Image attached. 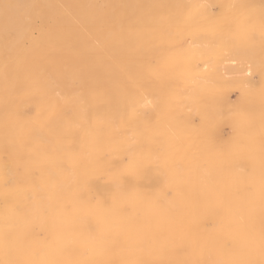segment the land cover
I'll return each mask as SVG.
<instances>
[{
    "label": "bare ground",
    "instance_id": "bare-ground-1",
    "mask_svg": "<svg viewBox=\"0 0 264 264\" xmlns=\"http://www.w3.org/2000/svg\"><path fill=\"white\" fill-rule=\"evenodd\" d=\"M44 1L46 2V4L44 7H42L40 13L45 16V21L48 23V25H51V23H49V22H52V23H56V24L58 23L59 26L61 25L60 27H63L64 26L63 24L67 23V17L64 14V12L58 11V7H57L58 4L56 5L54 3V0H44ZM57 1L70 4L71 5L70 8H72V10L77 12V14L79 16L76 13L75 14L78 17L82 18L83 19L82 21H85V22H91L92 21V22H94V24L96 22V24H99V25H104L106 23L108 17L110 19L111 13H113L114 11L118 12L121 10V6L119 3L120 1L118 2L119 3L118 5L120 7L110 6L108 8H105L104 7L105 5H103L101 1H95L94 2V0H93V2H87V0H84L87 3L83 2V0H80V1H78V0H57ZM132 1L135 2V4H136V9H135L137 12L136 17H134L135 15L133 16L134 18L133 17L130 18L129 17L130 15L124 16L125 17L124 21H127V23H126L127 26L123 30H121L119 28L120 31L118 30V36H117L118 40L115 42L112 41V42L108 43L107 47L109 49L113 50L114 52H117L121 49H125L126 51H130L129 54L133 53L132 54V55H134L133 57H135V59L137 61H139V62L136 61L135 63H138V64L142 63L144 65V67H142V69H144V71L148 72V70H149L151 72H154V74H156V75L158 74L157 77L159 76L160 72L161 73L162 72H164V73H175L176 71H179V70H177V67L180 66L179 64L183 61L184 56H185L183 48L187 43L189 44V42H190L189 40H188L189 42L187 40H185V42H183L182 38H181V36L185 34V31L183 34V30L185 28L186 22H188L189 27H192V28L196 27L198 24L197 15H195L191 10L188 9L189 3H187V1H185V0H146L145 2H143L142 0H132ZM128 2H129V0H128ZM34 4L35 3L33 0H0V35H3L5 38V34H6L7 30L10 28L15 27L18 30L23 29L24 26H23V22H21V19L23 16L25 18L29 16L30 10L32 8L34 9V6H35ZM126 4H127V1H126ZM130 4H129V6H130ZM116 5H117V3H116ZM72 10H70V11H72ZM118 13H117V15H118ZM121 13L124 14L123 12H121ZM115 15H114V18H115ZM30 16L32 18L34 17L33 15H30ZM116 17L119 18V16H116ZM70 18H71V16H70ZM137 18H138V20H136ZM28 20H30V19H28ZM115 20H117V19H115ZM26 22L27 21H25V23ZM31 22H32V20L30 21V23ZM118 22H120V21H118ZM72 24H71V26H73ZM109 24H110V22H109ZM27 25H29V24H27ZM52 25H54V24H52ZM30 26H31V24H30ZM55 26H58V25H55ZM79 26L75 27L76 31H77V28H79ZM92 26H94V25H92ZM49 28H51V27H49ZM49 28L42 30L41 34H39L40 39L37 38L38 40H37L36 44H38L40 54L47 53V52L50 54L52 52V51L50 52V50H52L51 47L54 44L58 43V44L63 45V47L61 45H59V46H61L64 50H71V52L75 51V53H76L75 59H77V62L82 61L88 67H92L91 70L93 72L94 77L91 76L93 78L92 79L89 78L90 79L89 84H95L94 79H96V77H99L101 74L104 75V78H107V79L112 78L114 73L111 71L110 67L106 66L108 64L104 65L105 64L104 60H103L104 54L102 55L103 51H102V53H100V50L98 51V50L91 49L89 47V44H88L89 41L87 42L85 39H83V37H81L83 34L79 35L80 33L78 34L76 31L75 32L72 31L74 29L68 30V28H67V30H64V29H61L59 27H56V29L55 28L49 29ZM72 28H74V27H72ZM14 29H11V30L14 31ZM90 29L92 30V28H90ZM113 29H112V31H113ZM189 29H191V28H189ZM109 31H111V30H109ZM82 32H83V30H82ZM98 32H100V30L97 31V33ZM16 33H18V32H16ZM88 33H90V32H88ZM115 33H117V32H115ZM108 34H109V32L107 33V35ZM40 35H41V37H40ZM86 35L88 36L89 34H86ZM101 37H102V34H101ZM183 38H184V36H183ZM17 39H19V38H17ZM86 39H89V38H86ZM91 39H93V37ZM249 39H251V37H249ZM30 41H31V39H30ZM94 41H97V40H94ZM6 42H7V40H6ZM31 43H33V41ZM250 43H251V41H250ZM99 44H101V43H99ZM259 44L260 43H258V45ZM19 45H20V50H22L21 49L22 43H20ZM27 45H28V43H27ZM97 45H94V46H97ZM252 46H254V44H252ZM260 46H262V45H260ZM34 47L35 46H33V48ZM38 47L36 49H38ZM138 47H142V50L139 51ZM13 48H14V46H13ZM28 49H29V47L26 50H23V52H22L23 55L20 56L21 58L18 60V62L16 64L9 65V66L5 67V69H3L5 73L0 74V82H1V80H3L5 84H9V85H7L8 87L11 84L12 85L15 84L17 87H20V89H24V91L36 86V84H33L31 82L32 79H34L33 75H32L33 74L32 71L34 69H32V65H31V64H33V60L31 63L30 62L31 60L28 59V58H32V57L34 59L35 57H34L33 53H32V55H30V51ZM36 49H34V50H36ZM55 49L53 51H55ZM4 50L5 49H3V51ZM30 50L32 51V49H30ZM111 50H109V51H111ZM262 50H260V51H262ZM16 51L17 50H15V52ZM256 51H258V50H256ZM6 53H8V52H6ZM117 53H115V54H117ZM15 54L18 55V52ZM8 56H9V54H8ZM11 56H13V55H11ZM46 56H47V54H46ZM122 56H124V55H122ZM13 57H15V56H13ZM42 57H40V61H41ZM50 57L52 58L54 56H50ZM50 57H49V59L52 60ZM149 57L150 58L155 57L157 59V61H158L157 63L159 64L158 69H150L152 67H148L147 60L149 59ZM250 57H252V59H253V55ZM73 58H74V56H73ZM256 58H257V56H256ZM47 59L48 58H46V60ZM60 59H62V58H60ZM129 59L132 60L133 58H129ZM117 60H119V59L117 58ZM131 60H129V61H131ZM257 60H258V58H257ZM257 60H255L256 62L255 61L254 62L257 63ZM40 61H39V63H40ZM55 61H56V59H55ZM107 61L111 62L112 59L107 60ZM123 61H124V59H123ZM133 61H135V60H133ZM11 62H10V64H11ZM59 62L61 63V60H59ZM77 62H75L74 64H77ZM115 62H118V61L115 60ZM62 63H64V61ZM70 63H72V60ZM70 63H68V64H70ZM83 63H81V64H83ZM113 63H112V65H113ZM58 64L59 63H57V65ZM129 64H133V62L132 63L129 62ZM127 65H128V62H127ZM135 65H137V64H135ZM71 66H73V65H71ZM81 66L84 68L83 65H81ZM114 66H116V63ZM152 66L154 67V64ZM255 66H256V68L260 67V66L257 67V64H255ZM33 67H34V65H33ZM38 67L41 71L42 67L41 68H40V66H38ZM50 67H51V65H50ZM60 67L63 68V65ZM64 67H66V66H64ZM68 67H70V65ZM47 68H49V67H47ZM53 68H54V66H53ZM58 68H57V70H58ZM73 68H74V66H73ZM101 68H103L104 70L101 71ZM111 68H114V67L112 66ZM117 68L118 67L116 66V69ZM156 68H157V66H156ZM52 69H50V72ZM64 69H66V68H64ZM71 69H72V67H71ZM132 69H133V67H132ZM132 69H131V71H132ZM61 70H63V69H61ZM133 70L134 71L131 72V76H129V75L128 76L131 79L132 78L134 79L135 77L137 79V77L140 76L139 75L140 73L138 72L139 70H136V71H135V69H133ZM0 71H1V69H0ZM42 71H43V68H42ZM56 71L54 72L55 74H56ZM246 71H250V70L246 69ZM246 71L244 73H246ZM44 72H45V70H44ZM44 72H41L40 74H43ZM6 73L10 77L13 75L14 79L10 80L12 82H10V81L8 82L9 77L8 78L6 77L7 76V75H5ZM55 74L53 75V73H52L53 76H55ZM77 74H78V72H77ZM82 74H84V73H82ZM35 75L37 76V74H35ZM45 75H47V74H45ZM58 75H60V74H58ZM78 75L80 76V74H78ZM227 75L229 76L230 72L223 73V74L221 73L219 75V78H220V81L223 80V82L228 85L232 82L233 79L230 80L229 83H227V81L225 82L224 80L227 77ZM47 76H49V74ZM87 76H88V74H87ZM128 76H126L128 81H127V79L126 80L124 78L122 79L123 80L122 82L125 84L124 86L126 88V89L124 88L125 89L124 92H120L119 87L112 88L114 86H111V88H109V90L103 91V93L101 95L102 99L104 101H106V100H108V98H110L112 96H113L112 98H114V96H116L115 99H117V100H115V99L114 100L117 102L116 107L118 104L122 107V110L120 111L121 113L119 114L122 118L129 117V118H132L134 121L140 120L141 117H143L144 114L146 113V110L147 111L151 110L150 106L153 105L155 107V110L157 109L155 111V113L157 112L161 115H164L168 119L173 120L172 118H173L174 110L176 111L177 108L179 109V107H175V104L177 103V101H176L177 89H176L175 84L173 85L172 83H170V81L166 80L165 78H163V80L161 78L160 81L158 80L153 85L147 86V92L144 93V95H139L136 92L137 89L135 90L134 86L129 83L130 78ZM72 77H73V75H72ZM229 77H227V80L229 79ZM233 77H235V76H233ZM237 77H239V76H237ZM37 78H40V77H37ZM68 78H69V76H68ZM147 78L149 79V77H147ZM180 78H182V77H180ZM44 79H45V76H44ZM46 79L50 80L49 78H46ZM59 79H60V77H59ZM75 79L78 80L79 78L75 77ZM75 79H74V81H75ZM167 79H169V78H167ZM175 79H176V75H175ZM201 79H204V78L201 77ZM246 79H243L242 81H244V80L246 81ZM183 80H184V78H183ZM206 80L208 82V79H205V81ZM212 80H214V79H212ZM235 80L236 79H234L233 83L235 82ZM56 81H57V79H56ZM60 81H61V79H60ZM147 81H149V80H147ZM220 81H218V84ZM240 81H241V79H240ZM240 81L237 80V82H239V86H240ZM40 82H42V81H40ZM118 82H119V80H118ZM122 82L120 81L119 83H122ZM176 82H178V81L176 80ZM191 82H192V79H191ZM194 82H196V81H194ZM48 83H51V82H48ZM123 83L121 85H123ZM196 83L200 84L199 82H196ZM209 83H211V82L209 81ZM215 83H217V82L214 81L213 84H215ZM233 83H231V84H233ZM72 84L75 85V83H72ZM102 84L100 83L97 86H100ZM114 84H117V83H114ZM203 84H202V86L200 84V86H201V89L204 91L205 98L201 100L203 103L200 107V110H201L200 112H201V116L203 117V121L205 120L206 122L203 124L201 121L202 125L201 124H200V126L198 125L199 126L198 129L195 128L197 130L192 132V140L194 141L196 137H198L197 139H200L202 150H204L206 157L209 159V160L207 159L205 161H207V162L209 161V168L207 170H209V171L211 170L212 174L207 175V173H206L207 176H205L203 174V172L201 174L198 171L192 173L193 171L192 172L188 171L189 168H185L186 165H185V167L181 165L182 159L185 158V155H187L186 154L187 151H186V153H185V151H183V148H182V146L179 145V142L176 143L177 140L175 141V139H174L175 142H173L170 136H169L170 140L167 139L166 137L169 134L166 137H164L166 140H168V142L166 141L167 142L166 143V152H165V156H164L163 161L161 163H159L160 161L154 162L155 159L151 156V154H150L151 150L149 151L148 147H151V143H152L151 141L153 139L155 140L156 134L158 133L157 130H160L159 131L160 134L163 135L161 133L162 126L159 123H157V121H156L157 117L155 118L154 114L151 116V120H149L148 122H145L142 125L138 126L139 128H138L137 133L141 139V143L139 144V147L138 146L133 147L132 146L133 144L132 145L129 144V142H128L129 140L125 139V137H124V139L118 138L119 134L117 132L116 133L118 136L116 135L117 137H114L116 133H114V136H112V135H108L107 133L105 134L104 132L101 133V131H96L97 129L93 128V121H92L93 117L91 115V110L95 107V105L93 103L94 101L92 100V98H93L92 96L94 95L93 93H92L93 95L90 96V93L88 94V92H87L78 99L74 98V99L69 100L67 95H65L66 94V92H65V94H63V95H65L67 97L65 99H68V100L67 101L63 100V102H61L58 99V97L53 96L55 94H52L50 92L52 94V96H51V95H48L46 93V92H48V91H46L47 90L46 88H48L46 86V88H44V89H46L45 95H43V93H42L40 96L42 97V95H43L44 102H45L44 108H45V110L47 109L46 111H49V113H50V116L47 117L48 118L47 119V125H48V123H50V126H52V128H53V134L57 135L56 136L57 137L56 138V144L58 146L60 145L59 146V147H61L60 150L63 149L62 147H64V146L69 148V152L68 153L66 152L67 153L66 155H67L68 161L72 162L71 164H73L72 166H74V167H72L73 170H74V168L76 169V170H74V172L77 171L78 173H80L82 175V177H80V178H82V179H86L88 177L87 174L89 172H92V174L89 177L91 179V182L93 183L92 188H93V191L96 195V196H94V198L95 197L96 198L95 199L91 198V195H93V194H90V192H91L90 190L92 188H89V186L86 187L85 184H83L81 186L82 187L81 189L76 188V187H71L70 184H69L70 187L66 186L67 188H65V189L61 188V184L63 183V181H65L64 180L65 172H62V169H61L62 166L59 167V165H57V163H59V162L55 161L57 163H55V162L53 163V161L52 162L50 161L51 157L52 158L54 157V154H53L54 148L52 147L54 145H50L51 142L49 145L45 144L46 142L43 143L40 138L36 139L34 137V130L35 129H33V125L37 124L39 120L37 121V119H36L37 123H34V124H28V123H25V121H22V123L20 125H18L17 121H16L17 125L12 126V124H11V126H10V124H9L6 127V129H4L5 130L4 133L1 129L2 127L0 128L1 129L0 131H2V132H0L2 134L0 137V138H2V140H0V145H1L0 150L1 151L3 150L4 153L6 152L7 155H6V157L4 156L5 158L10 159L11 160L10 162L14 161V163H16L15 167L20 166V168H18V170L21 169L20 172L18 171V173H16V174L14 173L16 175V186H14V188H10V189L7 187V190L9 189L8 190L9 198H8V200L6 199L8 201L7 205L9 208L13 204H17L18 206H20L19 211H18L19 217L16 218L15 220H12V219H14V218H12L11 221H9V223H7V222L4 223L5 227L2 224L1 226H3V227H0V229H3L5 232L9 233L10 235L20 236L23 240V243L26 245V247L28 249V254H29L30 258L35 259L37 261H41V262H43V264H264V243H262V239H261V241L260 240L259 241L252 240L251 239L252 237L250 238L248 236L249 231L248 232L245 231L246 230L245 226H243V224H242L244 222L240 221L238 218L240 215H245L246 217L244 216V218L248 219L249 217L254 216L252 214V211H255V210L251 211L249 209V206L247 205L249 203L247 201L248 198H247V195H245L243 193L244 189L242 188L243 185H241L240 179H239V181L238 180L235 181L234 179H231V180H233V182H231V183L229 182L230 181L229 179H228L229 181L226 180L227 177H230V176H228V174H230V175L234 174V170L235 171H237V170L236 169L233 170L232 158L228 157L225 154L223 155V153L220 154V151H223L224 153H228V152L230 153L232 148H234V147H232L233 142L230 143L229 145H224V143L221 141L222 146H219V145L216 146L212 143L213 141L212 142H211V140L209 141V138L212 136H210L211 129L208 125L210 124V122L215 123V119L219 116V113L216 110V106H215L219 102V98H218L219 89L216 87L213 88V86H208L211 84H208V85H203ZM220 84H221V82H220ZM231 84H230V86H232ZM0 85H2V84L0 83ZM42 85L43 84H41V86ZM66 85H68V83ZM88 85H87V87H88ZM224 85L225 84H223V86ZM237 85H238V83H237ZM249 85H250V83H249ZM2 86H6V85H2ZM2 86H1L2 91L5 92V90H4L5 87L3 88ZM76 86H77V83L75 85V88H76ZM178 86H179V84H178ZM192 86H194V88H196L195 87L196 85H191V87ZM221 86H222V84L220 85V87ZM223 86H222V88H225ZM137 87H138V85H137ZM236 87H238V86H236ZM143 88H144V86H143ZM198 88H200V87H198ZM258 88H259V86H258ZM51 89H50V91H51ZM53 89L55 90V88H53ZM53 89H52V92H53ZM70 89H71V86H70ZM260 89H257V90L260 91ZM16 90H15V92H16ZM141 90L143 91L144 89H141ZM252 90L254 91V89H252ZM6 91L8 92V88ZM192 91L194 92V90H191V94H192ZM10 92L8 94H11ZM21 92L25 93L23 91H21ZM70 92L72 94V91H70ZM92 92H93V90H92ZM178 92H179V90H178ZM180 92H182V91H180ZM184 92H185V90H184ZM198 92H199V90H198ZM198 92L196 93L197 95H198ZM1 93L3 94V92H1ZM78 93H79V89H78ZM99 93H100V91H99ZM188 93H189V91H188ZM256 93H258V92L256 91ZM28 94H30V93H28ZM28 94H26V96H28ZM141 94H143V93H141ZM182 94H184V93H181V95ZM201 94L202 93H200V95ZM18 95H21V93ZM22 95H24L23 98H25V94H22ZM36 95H39V94L35 93V96ZM56 95H57V93H56ZM68 95H70V94H68ZM74 95H75V93H74ZM188 95H190V94H188ZM188 95L187 96L185 95V96H186V98L188 97V100L190 101V99L193 98L194 96L191 97L192 95H190V96H188ZM238 96H239V94H238ZM253 96H252V98H254ZM1 97H2V95H1ZM6 97H9V96H7V94H6ZM153 97H156L157 99H154ZM26 98H31V97H26ZM250 98H251V96H250ZM256 98L258 100H256V102L254 104H250L249 102L246 101L245 98H241L240 102H239V114L236 117H232L230 119V121L232 123L235 121L236 122L241 121L242 125H245L247 122V116L249 113L258 114L261 110V105L259 102V93L255 94V98L252 100H255ZM0 99L4 100L5 97H4V99L3 98H0ZM13 99H11V100H13ZM38 99L40 100L41 98L39 97ZM96 99H99V98H96ZM248 99H249V96H247V100ZM11 100H9V98L8 99L6 98L4 103L3 104L1 103V105L3 107H7L10 110V104H12ZM17 100H20V98ZM29 100H31V99H27V102ZM191 100H193V99H191ZM41 101H42V99H41ZM83 101H84V104L82 103ZM175 101H176V103H175ZM184 101H186V100H184ZM21 102L22 101H20L19 103L23 104L25 107L28 104H30L29 102H28V104H26V102L25 103L24 102L21 103ZM38 102L39 101H37V103ZM195 102H197V99ZM19 103L17 101V105H19ZM190 103L193 104L192 102H190ZM32 104H34V103H32ZM40 104L43 105V103H40ZM40 104L32 105V106H35V107L38 106L39 107ZM187 104H188V102H187ZM8 105H9V107H8ZM195 105L196 104H194V106ZM65 106L70 109V115H69V118H67V119L66 118L64 119L61 117L62 116L61 112H63L64 116L66 115L64 113V111H62V109ZM183 106H181V107L183 108ZM19 107H20V105H19ZM27 107H31V106H27ZM107 107H108V105H107ZM191 107H192V105H191ZM109 108H107V109H109ZM188 108H189V106H188ZM25 109L26 108H24L23 110H25ZM112 109H110L109 111L114 112V110H112ZM219 109H221V108H219ZM35 110H36V108H35ZM99 110H101V109H99ZM153 110L154 109H152V111ZM197 110H198V108H197ZM3 111H4V108L1 112H3ZM13 111L11 114H14ZM24 112H23V114H24ZM65 112H66V110H65ZM98 112H100V111H98ZM106 112L108 113L107 110H106ZM32 113H36V112H32ZM112 113H111L112 117H114V115H113L114 113H115V116L117 114L116 111L113 114ZM11 114H9V116H11ZM28 114H30V113H28ZM175 114H176V112H175ZM1 115H2V113L0 114V116ZM3 115H5V114H3ZM20 115H22V114H20ZM43 115H46V114H43ZM43 115H41V116H43ZM100 115H101V113L99 114V116ZM111 115H109L107 117L109 118ZM99 116H98V118L101 119L103 117V114H102V116H100V117ZM182 116L184 117V115H182ZM43 117H41V118H43ZM65 117H67V116H65ZM177 117H179V116H177ZM4 118H5V116H4ZM4 118H3L4 123H6ZM8 118H10V117H8ZM32 118H30V121ZM37 118H39V117H37ZM108 118L106 120L103 119L104 121H106V124H108L107 123ZM115 118L116 117H114L113 119L115 120ZM167 118H166V120H168ZM17 119L20 120V118H17ZM176 119L177 118H175L173 120V123H175ZM27 120H29V119H27ZM117 120H118V117H117ZM163 120H165V119H163ZM2 121H0V123H2ZM11 121H9V123H11ZM20 121H18V123H20ZM32 121H31V123H32ZM161 121H160V123H161ZM12 123H14V121H12ZM45 123H46V120H45ZM114 123H115V121H114ZM135 123H136V121H135ZM222 123H223V121H222ZM226 123L228 124V121H226ZM43 124H44V121H43ZM118 124H119V126L121 125V123H118ZM39 125H41V124H39ZM130 125H131V123H130ZM169 125L172 126L171 123ZM235 125H236V123H235ZM17 126H18V128H17ZM38 126H37V128H38ZM41 126L45 127L44 125H41ZM50 126H47L50 129L47 127H45V128L47 130H51ZM184 126H185L184 124L177 123V120H176V123L172 127L175 128V129L173 128L174 131L181 130V132H182L184 130ZM194 127H195V125H194ZM219 127L217 128V126H216V128L218 130H219ZM116 128L118 131L119 127H116ZM216 128H215V130H216ZM39 129L40 130H38V132L41 131V128H39ZM120 129L122 130V128H119V130ZM169 129H170V127H169ZM192 129H190V130L193 131ZM170 130H172V129H170ZM128 131H126V132L128 133ZM123 132H124V130H123ZM123 132H121L120 135H122ZM130 132H132V131H130ZM184 133H185V131H184ZM238 133H239V131L236 133V136L239 138ZM165 134L166 133L164 132V135ZM174 134L176 135V132H174ZM214 134H217V132ZM3 135L4 136L9 135L10 136V138L8 137L9 138L8 142L4 138ZM45 135H47V133H45ZM131 135H134V134L131 133ZM180 135H181V133H180ZM180 135H178V137ZM190 136L191 135L187 136V134L185 136L186 137L185 139L187 140L188 144H189L188 140L191 139ZM159 137L163 138L161 136H159ZM159 137L157 136V139L161 140ZM11 138H13V141H12L13 143L10 142V140H12ZM43 138L45 139L46 136ZM127 138H130V137H127ZM44 139H43V141H44ZM131 139H130V141H132ZM136 139H137V137H136ZM180 139L182 141L184 140L182 138H180ZM261 139H262L261 129L259 127V123L257 122L256 126L253 129V133H252L251 137L248 140H246L245 142L248 144L249 143H256V142H260ZM15 140H16V142H14ZM48 140H53V139H48ZM137 140L139 141V139H137ZM181 140H179V141H181ZM219 140H217V141H219ZM223 140H224V138H223ZM134 142H136V141L134 140L133 143ZM162 142H161L160 146H162V144H164ZM195 142H196V140L193 143L195 144ZM240 142H241L240 144H242V141H240ZM47 143H49V142H47ZM155 143L158 144V142H155ZM155 143H152V145L154 144V146H155ZM173 143H176V145ZM181 143L183 145L184 142H181ZM219 143H220V141H219ZM52 144H53V141H52ZM62 145H64V146H62ZM178 146H180L181 148H179ZM197 146L198 145H195L194 147H197ZM89 147L92 149L93 152L91 150L90 151L92 153H94L95 156L93 157V154H92V156L90 155V157H89V155L87 157V154H86V156L84 154L85 157L81 156L80 155L81 152L79 150L89 148ZM198 147L200 148V146H198ZM239 147H240V145H239ZM143 148H144V150H142ZM154 148H157V147H153L152 154H154V153L157 154L158 152H153ZM55 149H56V147H55ZM105 149H108V150L110 149L113 152L117 153V155H118V153H126V155L129 156V160H128L129 165L127 167L126 166L123 167L121 165H120L121 167H119V164H118V166H115V167L113 166L114 168H112L113 171L111 170L112 173L110 174V176H108L107 179L104 181H99L97 173H100L101 169L105 168V166L107 167V165L109 164V162L106 164L105 163L103 164V159L100 158V156L98 154V153H100V155H102L100 151H103V154H104ZM164 149H165V147H164ZM186 149H187V147H186ZM237 149H238V147H237ZM240 149H242V148H240ZM194 150H196V148ZM194 150L192 149V151H194ZM78 151L80 152L79 154H78ZM182 151L185 153V155H183L184 153H182ZM55 152H57V151L55 150ZM85 152L87 153V151H85ZM0 153H2V152H0ZM4 153H3V155H4ZM159 153H163V155H164V151L163 152L159 151ZM59 155H61V154L59 153L57 157H59ZM62 155H63V157L62 156H60V157L64 158L63 153H62ZM124 155H123V157H124ZM155 155H153V156H155ZM192 155L193 154H191V156ZM197 155L195 153V156H197ZM188 156H189V153H188ZM123 157H121V158L123 159ZM186 158H187V156H186ZM194 158H196V157H194ZM237 158H239V157H237ZM153 159H154V161H153ZM156 159H157L156 161H158V157ZM242 159H243V157H240V160H242ZM116 160H119V159L117 158ZM190 161H192V160H190ZM250 161L257 168V170H259V172L258 173H252V174H245L243 176V179H241V180L251 182L252 185L254 184L256 191H255L254 196L251 197V199H253L257 203V204H255V206L258 205L259 211H260L261 201H262V198H264V180H262V169L264 167V161H262V159H261L260 148L258 149V152H256L255 155H253L250 158ZM10 162H8V164ZM199 162H197V163L199 164ZM17 163L19 164V166H17L18 165ZM66 163H68V162H66ZM117 163H119V162L117 161ZM11 164L13 165V163H11ZM238 164H239V162H238ZM6 165H4V166L6 167ZM9 165H8V167H9ZM12 165H10V166H12ZM191 165H192V163H191ZM191 165L189 166V164H188L187 166L191 167ZM67 166L69 167L70 165H67ZM236 166H237V163H236ZM15 167H13L14 171H15ZM193 167L191 168V170L193 169ZM198 168L199 167L197 166L196 170ZM0 169H2V167H0ZM186 169H188V170H186ZM9 170H11V169H9ZM36 170L38 172H36ZM106 170H107V168H106ZM108 170H107V172H108ZM203 171H204V169H203ZM0 172L2 174V172H4V171H0ZM16 172H17V169H16ZM71 172H73V171L71 170ZM74 172L72 174H74ZM77 172L75 174H77ZM5 174L7 175L8 173L5 172ZM5 174H4V177H6ZM72 174H70V175H72ZM239 175H241V174H239ZM68 176H66V177L68 178ZM2 177H3V175H1V178ZM71 177L69 179H71ZM216 177L217 178L219 177L220 181H222V186H224V187H223V189L221 187L220 190L222 189L223 191L219 190L220 186L218 187V185L216 183V182H218ZM67 178H66V180H67ZM75 178H77V177H75ZM235 178H237V177H235ZM5 179L7 180V178H5ZM82 179H80V180H82ZM12 180H11V182H12ZM220 181L218 183H220ZM13 182H14V180H13ZM1 185H2V183H1ZM7 185H8V181H7ZM65 185H66V183L63 185V187ZM9 186H10V184H9ZM165 186H170L171 189L173 190L172 192H174L173 198L171 200H163L161 198V197H163V196H161V191L163 190V188ZM1 188L3 189V188H5V186L1 187ZM164 190L166 191L167 189H164ZM0 193H1V191H0ZM41 193H44L46 197H44V198L41 197L42 196ZM163 193L165 194V192H163ZM1 196H3V195H1ZM245 201H247L248 203H245ZM251 205H250V208L252 209L254 207L253 206L254 203H253L252 207H251ZM12 208H14V206ZM257 214H258V212H257ZM257 214L255 211L256 217H257ZM255 216L252 218V220H254ZM0 218H1V216H0ZM1 220H2V218H1ZM5 220H8V219H5ZM209 221L213 222V223H215L216 221H220V225H213L212 227H208L207 223L209 224ZM2 222L3 221H1V223ZM261 222L259 223L260 225H261ZM255 224H257V222ZM253 225H254V223L252 224V226ZM260 225H259V229L261 227ZM252 228L255 229L256 226L254 225V227H252ZM38 230L42 231L43 232L42 234H44V235H42V234H41L42 236L38 235V233H37ZM247 230H248V228H247ZM255 232L258 235L257 231H255ZM259 232H261V230ZM250 236H253V235H251V233H250ZM227 240L231 241V243H230L231 246L227 245V242H226ZM221 254H223L225 256V259H224L225 261H220L221 257L219 258V255H221ZM10 258H11L10 256L5 257V259H10ZM222 258H223V256H222Z\"/></svg>",
    "mask_w": 264,
    "mask_h": 264
},
{
    "label": "rangeland",
    "instance_id": "rangeland-1",
    "mask_svg": "<svg viewBox=\"0 0 264 264\" xmlns=\"http://www.w3.org/2000/svg\"><path fill=\"white\" fill-rule=\"evenodd\" d=\"M34 1V9L32 8L31 10H30V12H29V16L28 17H22V19H21V22H23V29H21V30H18V29H16L15 27V29L14 28H10V29H8L7 30V32H6V34H5V38H4V36L3 35H0L1 37H0V69H1V71L3 70V69H5V67H7V66H9V65H14V64H16L17 62H18V60L21 58L20 56H22L23 55V50H26L28 47H29V51H30V55H32V53L34 54V59H33V57L32 58H28V59H30L31 61V63H32V60H33V64H31L32 65V69H34L33 71H32V75H33V78L34 79H32V83L33 84H36V86H34V87H32V88H30V89H28V90H25L24 91V89H20V87H17L15 84H11L9 87L7 86V85H9V84H5L4 83V81L3 80H1V84L2 85H6V86H2V85H0V94L2 95V97H1V95H0V98H3L4 99V97H5V99L7 98H9V100H11V99H13V100H11L12 101V104H10V110L7 108V107H3L2 105H1V103L3 104L4 103V101H5V99L4 100H2V99H0V114L2 113V115L0 116V121H2L3 120V118H4V116H5V121H6V123H4V120L2 121V123H0V128L2 129V131H3V133L5 132V130L4 129H6V127L10 124V126H11V124H12V126H15V125H20L21 123H22V121H25V123H28V124H34V123H37V121H38V123L37 124H34L33 125V129H35L34 130V137L36 138V139H38V138H40L41 140H42V142L43 143H45V144H50V142H51V144L50 145H54V146H52L53 148H54V150H53V154H54V159L51 157V159H50V161L52 162L53 161V163L55 162V161H57V162H59V163H57V162H55V163H57V165H59V167H61L62 166V172H65V174H64V180L65 181H63V183L61 184V188H67L68 186L70 187V185H71V187H76V188H82L81 186L83 185V184H85L86 185V187H88L89 186V188H92L93 186H92V182H91V179H90V175L92 174V172H89L87 175H88V177L86 178V179H82V178H80V177H82V175L80 174V173H78L77 171H75L74 172V170H76L75 168H74V170H73V168L72 167H74V166H72L73 164H71L72 162H70V161H68V158H67V153L69 152V148L68 147H66V146H64V145H62V146H64V147H62L63 149H61L60 150V148L61 147H59L57 144H56V136L57 135H55V134H53V128H52V126H50V123H48V125H47V117H49L50 116V113H49V111H46L45 110V108H44V97H43V95H45V92L46 91H48V92H46L48 95H51L52 96V94H55V95H53L54 97H58V99L61 101V102H63V100H70V99H78V98H80L81 96H83L85 93H87L88 92V94L90 93V96L91 95H93L91 98H92V100L94 101L93 103H94V105H95V107L91 110V115H92V117H93V119H92V121H93V128L94 129H97L96 131H101V133H107L108 135H112V136H114V133H118L119 134V136L117 135V133L115 134V136L114 137H117L118 136V138H120V139H124V137H125V139H127V140H129L128 142H129V144H133L132 146L134 147H136V146H138L139 147V144L141 143V139H140V137L138 136V133H137V131H138V126H140V125H142L143 123H145V122H148L149 120H151V116L154 114V117L156 118V121H157V123H159L161 126H162V130H161V133L164 135V132L166 133L164 136L163 135H161L160 134V130H157L158 131V133L156 134V137H155V140L153 139L151 142L152 143H155V142H158V144H156L155 143V146H154V144L152 145V143H151V147H148V149H149V151H150V154H151V156L155 159V161H154V159H153V161L154 162H159V163H161L162 161H163V159H164V156H165V152H166V143L168 142V140H166L164 137H166L168 134V136L166 137L167 139H169L170 140V138H169V136L171 137V139H172V141L173 142H175L176 140H177V142L176 143H178L179 142V145L180 146H182V148H183V151H185V153H186V151H187V155H185V153L182 151V153H184L183 155H185V158H183L182 159V166H184L185 167V165H186V167L185 168H189V170L188 169H186V170H188V171H190V172H192V173H194V172H196V171H198V172H200V174L203 172V174L205 175V176H207V175H211L212 174V172H211V170L209 171V170H207L208 168H209V161L207 162V161H205V160H207L208 158L206 157V155H205V152H204V150H202V147H201V141H200V139H197L198 137H196L195 138V140H196V142H195V144L193 143L194 141L192 140V132H194V131H196L198 128H199V126H200V124H201V121H202V123L204 124L206 121L204 120L203 121V117L201 116V110H200V107H201V105H202V99H204L205 98V95H204V91L201 89V86H202V84L203 85H208V84H211V85H208V86H213V88L214 87H216V88H218L219 89V96H218V98H219V102L215 105L216 106V110L218 111V113H219V116L215 119V123L213 122V123H211L210 122V124L208 125L209 127H210V129H211V133H210V136H212V137H210L209 138V141L211 140V142L214 144V145H216V146H222V142L224 143V145H229L230 143H232L233 142V146L232 147H234V148H232V150H231V152L229 153H224L223 151H220V154L221 153H223V155L225 154V155H227L228 157H231L232 158V164H233V170L234 169H236L237 171H235L234 170V174H228V176H230V177H227L226 178V180H228L230 183L231 182H233V180H231V179H234L235 181H239V179H240V181H241V185H243L242 186V188L244 189L243 190V193L245 194V195H247V198H248V202L247 201H245V203H248L247 205L249 206V209L252 211V210H255L256 211V214H257V212H258V214H257V217L255 216V211H252V214L255 216V218H254V220H252V218L254 217V216H251V217H247L248 219H245L244 218V216L245 215H240L238 218H239V220L240 221H242V222H244V223H242L243 224V226H245V231H249V234H248V236L252 239V240H255V241H261V232H259L260 230L262 231V214H261V212L259 211V207H258V205L257 206H255V204H257L253 199H251V197H253L254 196V194H255V191H256V188H255V186H254V184L252 185V183L251 182H247V181H242L241 179H243V176L245 175V174H252V173H258L259 172V170H257V168L252 164V162L250 161V158L253 156V155H255V153L256 152H258V149L260 148V142H256V143H246L245 141H242V144H240L241 142V140L236 136V133L239 131V129H240V127L242 126V122L241 121H239V122H231L230 121V119L232 118V117H236L238 114H239V102H240V99L241 98H245L246 99V101L247 102H249L250 104H254L255 102H256V100H258L257 98L255 99V100H252V99H254L255 98V94H258L259 93V91L257 90V89H260V88H264V37H261V35H260V31H259V26L258 25H256V26H253V27H248V26H245L243 23H232V22H230V20H231V17H232V13L233 12H235V11H238V10H242V9H259V7H260V5H259V0H185V1H187V3H189V7H188V9L189 10H191L195 15H197V17H198V24H197V26L196 27H194V28H192V27H189V24H188V22H186V25H185V28H184V30H183V34H184V31H185V34L184 35H182L181 36V38H182V41L183 42H185V40H189L188 42H189V44L187 43L185 46H184V48H183V50H184V59H183V61L179 64L180 66L179 67H177V70H179V71H176L175 73H164V72H160L159 73V76L157 77V75L156 74H154V72H151V71H149L148 70V72L147 71H144V69H142V67H144V65L141 63H135L137 60L135 59V57H133L134 55H132L131 53L129 54V52L130 51H126L125 49H121V50H119V51H117V52H114L113 50H111V49H109L107 46V44L108 43H110V42H115V41H117L118 40V38H117V36H118V30L120 31V29L121 30H123L127 25H126V23H127V21H124L125 20V17L124 16H129L130 18H132L134 15V17H136V4H135V2H133L132 0H129V2H128V0H94V2L95 1H101L102 2V4L103 5H105L104 7L105 8H108V7H110V6H118V7H120L121 6V10L120 11H114L113 13H111L110 14V19H109V17H108V19H107V21H106V23L104 24V25H99V24H96V22H95V24H94V22H85V21H82L83 19L82 18H80V17H78L79 15L77 14V12H75L74 10H72V8H70V4H68V3H64V2H59V1H57V0H54V3L57 5V7H58V11H62V12H64V14L66 15V17H67V23H65V24H63L62 26L63 27H60L59 26V24L57 23H52V22H49V23H51V25H48V23L45 21V16L43 15V14H41L40 12H41V9H42V7H44L45 6V4H46V2L44 1V0H33ZM44 1V2H43ZM78 1H80V0H78ZM114 1V2H113ZM120 1V2H119ZM126 1H127V4H126ZM132 3H131V2ZM143 2H145L146 0H142ZM42 2V3H41ZM82 2V1H81ZM83 2H86V1H84L83 0ZM87 2H93V0H87ZM86 2V3H87ZM120 3V6L118 5L119 3ZM108 3V4H107ZM116 3H117V5H116ZM131 3V4H130ZM62 4V5H61ZM68 4V5H67ZM107 4V5H106ZM129 4H130V6H129ZM135 5V6H134ZM67 6V7H66ZM125 6V7H124ZM129 6V7H128ZM124 7V8H123ZM70 8V9H69ZM123 8V9H122ZM127 9V10H126ZM131 9V10H130ZM70 10H72V11H70ZM124 10V11H123ZM35 11V12H34ZM38 11V12H37ZM37 12V13H36ZM121 12H123L124 14H122ZM134 12V13H133ZM78 15H76V14ZM117 13H118V15H117ZM127 13V14H126ZM116 14V15H115ZM120 14V15H119ZM30 15H33L34 17L32 18ZM114 15H115V18H114ZM70 16H71V18H70ZM116 16H119V18L118 17H116ZM73 17V18H72ZM133 17V18H134ZM26 19V20H25ZM28 19H30V20H28ZM115 19H117V20H115ZM119 19V20H118ZM32 20V22L30 23V21ZM115 20V21H114ZM136 20H138V18L136 19ZM25 21H27L26 23L27 24H29V25H27L26 23H25ZM118 21H120V22H118ZM76 22V23H75ZM109 22H110V24H109ZM118 22V23H117ZM73 23V24H72ZM84 23V24H83ZM108 23V24H107ZM30 24H31V26H30ZM43 24V25H42ZM52 24H54V25H52ZM68 24V25H67ZM71 24L73 25V26H71ZM88 26H87V25ZM91 24V25H90ZM118 24V25H117ZM124 24V25H123ZM26 25V26H25ZM41 25V26H40ZM55 25H58V26H55ZM80 25V26H79ZM92 25H94V26H92ZM53 26V27H52ZM67 26V27H66ZM79 26V28H77V31L75 30V27H78ZM92 26V27H91ZM96 26V27H95ZM103 26V27H102ZM49 27H51V28H49ZM56 27H59V28H61V29H64V30H67V28H68V30H72V29H74V30H72V31H76L79 35H81V34H83L81 37H83V39H85L87 42H88V44H89V47L91 48V49H94V50H100V53H102V51H103V53H102V55L104 54V57H103V60H104V65H106V64H108V65H106V66H108V67H110V69H111V71L114 73L113 74V76H112V78L111 79H107V78H104V75L103 74H101L99 77H96V79H94V83L96 84H89L90 82V79H92L93 77H94V75H93V72H92V67H88L85 63H83L82 61H79V62H77V59H75L76 58V53H75V51H72L71 52V50H64L62 47H63V45H61V44H54L52 47L55 49V51H53L54 49L51 47V49L52 50H50V54L47 52V53H43V54H40V51H39V47H38V44H36V42H37V38H39V34H41V31L42 30H44V29H47V28H49V29H56ZM72 27H74V28H72ZM191 28V29H189V28ZM40 28V29H39ZM70 28V29H69ZM90 28H92V30L90 29ZM96 28V29H95ZM104 28V29H103ZM114 28V29H113ZM120 28V29H119ZM11 29H14V31L13 30H11ZM39 29V30H38ZM87 29V30H86ZM103 29V30H102ZM112 29H113V31H112ZM80 30V31H79ZM82 30H83V32H82ZM100 30V32H98L97 33V31H99ZM109 30H111V31H109ZM190 30V31H189ZM22 31V32H21ZM32 31V32H31ZM249 31H253L255 34L253 35V36H251V39H249V35H248V33H249ZM16 32H18V33H16ZM36 32V33H35ZM88 32H90V33H88ZM109 32V34L107 35V33ZM115 32H117V33H115ZM94 33V34H93ZM19 36H18V35ZM86 34H89L88 36L86 35ZM101 34H102V37H101ZM114 34V35H113ZM11 35V36H10ZM13 35V36H12ZM113 35V36H112ZM104 36V37H103ZM183 36H184V38H183ZM9 37V38H8ZM30 37V38H29ZM40 37H41V35H40ZM93 37V39H91V38ZM261 37V38H260ZM17 38H19V39H17ZM24 38V39H23ZM29 38V39H28ZM86 38H89V39H86ZM103 38V39H102ZM110 38V39H109ZM116 38V39H115ZM2 39V40H1ZM30 39H31V41H30ZM40 39V38H39ZM6 40H7V42H6ZM28 40V41H27ZM94 40H97V41H94ZM102 40V41H101ZM251 41V43H250V41ZM11 41V42H10ZM33 41V43H31ZM92 41V42H91ZM101 41V42H100ZM186 41V42H187ZM91 42V43H90ZM256 42V43H255ZM11 43V44H10ZM16 43V44H15ZM20 43H22V45H21V49L22 50H20ZM27 43H28V45H27ZM93 43V44H92ZM99 43H101V44H99ZM258 43H260L259 45H258ZM10 44V45H9ZM32 46H35L34 48H33V46L31 47L30 45ZM35 44V45H34ZM98 44V45H97ZM105 44V45H104ZM252 44H254V46H252ZM257 44V45H256ZM16 45V46H15ZM19 45V46H18ZM59 45H61V46H59ZM94 45H97V46H94ZM251 45V46H250ZM256 45V46H255ZM260 45H262V46H260ZM3 46V47H2ZM6 46V47H5ZM13 46H14V48H13ZM100 46V47H99ZM8 47V48H7ZM19 47V48H18ZM27 47V48H26ZM31 47V48H30ZM38 47V49H36ZM61 47V48H60ZM96 47V48H95ZM105 47V48H104ZM7 48V49H6ZM60 48V49H59ZM253 48V49H252ZM258 48V49H257ZM3 49H5L4 51H3ZM30 49H32V51L30 50ZM34 49H36V50H34ZM263 49V50H262ZM15 50H17L16 52H15ZM19 50V51H18ZM109 50H111V51H109ZM137 50V49H136ZM138 50L140 51V50H142V47H138ZM256 50H258V51H256ZM260 50H262V51H260ZM10 51V52H9ZM65 51V52H64ZM70 51V52H69ZM6 52H8V53H6ZM18 52V55H16L15 53H17ZM122 52V53H121ZM127 52V53H126ZM254 52V53H253ZM258 52V53H257ZM262 52V53H261ZM66 53V54H65ZM115 53H117V54H115ZM121 53V54H120ZM257 53V54H256ZM8 54H9V56H8ZM15 54V55H14ZM45 54V55H44ZM46 54H47V56H46ZM58 54V55H57ZM256 54V55H255ZM11 55H13V56H15V57H13V56H11ZM54 56V57H50V56ZM58 57H57V56ZM66 55V56H65ZM114 55V56H113ZM122 55H124V56H122ZM128 55V56H127ZM130 55V56H129ZM132 55V56H131ZM253 55V59H252V57H250V56H252ZM4 56V57H3ZM44 58H43V57ZM52 59V60H50L49 59V57ZM61 56V57H60ZM73 56H74V58H73ZM256 56H257V58H258V60H257V58H256ZM259 56V57H258ZM40 57H42L41 58V61H40ZM65 57V58H64ZM108 57V58H107ZM112 57V58H111ZM16 60H15V59ZM38 58V59H37ZM46 58H48L47 60H46ZM60 58H62V59H60ZM117 58L119 59V60H117ZM129 58H133L132 60L131 59H129ZM255 58V59H254ZM14 61H13V60ZM54 59V60H53ZM55 59H56V61H55ZM61 60V63L59 62V60ZM67 59V60H66ZM72 60V63H70L71 62V60ZM76 61H75V60ZM112 59V61L109 63L107 60H111ZM123 59H124V61H123ZM155 59V60H154ZM45 60V61H44ZM49 60V61H48ZM115 60L116 61H118V62H115ZM122 60V61H121ZM129 60H131L132 62H133V64H129V62L130 63H132L131 61H129ZM133 60H135V61H133ZM149 60V61H148ZM147 60V65H148V67H152V68H150V69H158L159 68V64L157 63L158 61H157V59L155 58V57H149V59ZM253 60V61H252ZM255 60H257V63H255L256 61ZM12 61V62H11ZM39 61H40V63H39ZM49 63H48V62ZM64 61V63H62ZM68 61V62H67ZM77 62V64H74L75 62ZM154 61V62H153ZM255 61V62H254ZM259 61V62H258ZM10 62H11V64H10ZM15 62V63H14ZM45 62V63H44ZM83 63V64H81V63ZM114 62V63H113ZM121 62V63H120ZM127 62H128V65H127ZM137 62H139V61H137ZM38 63V64H37ZM57 63H59L58 65H57ZM68 63H70V64H68ZM79 63V64H78ZM112 63H113V65H112ZM115 63H116V66L118 67L117 69H116V66H114L115 65ZM119 65H118V64ZM137 64V65H135V64ZM183 63V64H182ZM257 64V67L258 66H260V67H258V68H256V66H255V64ZM260 63V64H259ZM2 64V65H1ZM42 66H41V65ZM54 64V65H53ZM68 64V65H67ZM122 64V65H121ZM154 64V67L152 66V65ZM157 64V65H156ZM33 65H34V67H33ZM49 65V66H48ZM50 65H51V67H50ZM63 65V68H61L60 66H62ZM70 65V67H68ZM71 65H73L74 66V68H73V66H71ZM78 65V66H77ZM81 65H83L84 66V68L81 66ZM131 65V66H130ZM135 65V66H134ZM38 66H40V68L42 67L43 68V71H42V68H41V71H40V69H39V67ZM46 66V67H45ZM53 66H54V68H53ZM60 68H58V67ZM64 66H66V67H64ZM77 66V67H76ZM105 66V67H106ZM114 67V68H111V67ZM140 66V67H139ZM156 66H157V68H156ZM203 66V67H202ZM45 67V68H44ZM47 67H49V68H47ZM71 67H72V69H71ZM132 67H133V69H135V71L136 70H139L138 72L140 73L139 75V77H137V79H136V77L133 79H131L129 76H131V72L132 71H134L133 69H132ZM135 67V68H134ZM137 67V68H136ZM38 68V69H37ZM53 68V69H52ZM57 68H58V70H57ZM64 68H66V69H64ZM69 68V69H68ZM123 68V69H122ZM140 68V69H139ZM180 68V69H179ZM184 68V69H183ZM50 69H52L51 70V72H50ZM61 69H63V70H61ZM68 69V70H67ZM129 69V70H128ZM131 69H132V71H131ZM246 69H249L250 71H246ZM44 70H45V72H44ZM47 70V71H46ZM56 71V74L54 73L55 71ZM76 70V71H75ZM102 70H104L103 68H101V71ZM122 70V71H121ZM0 71V74L1 73H5L4 72V70L1 72ZM37 71V72H36ZM64 71V72H63ZM143 71V72H142ZM246 71V73H244ZM39 72V73H38ZM41 72H44L43 74H40ZM77 72H78V74H80V76L77 74ZM182 72V73H181ZM227 72H230V77L227 75V77H229V79L227 80V77L225 78V82L227 81V83H229L230 82V80H232V82L231 83H233V81H234V79H236L235 80V82L233 83V84H231L232 86H230V84H226V83H224L223 82V80L222 81H220V78H219V75L222 73H227ZM242 72V73H241ZM52 73H53V75L55 74V76H53L52 75ZM63 73V74H62ZM82 73H84V74H82ZM220 73V74H219ZM35 74H37V76L35 75ZM45 74H49V76H47V75H45ZM58 74H60V75H58ZM87 74H88V76H87ZM149 76H148V75ZM173 74V75H172ZM5 75H7L6 77L9 79L8 80V82L10 81V80H13L14 78H13V75L10 77L7 73L5 74ZM42 75V76H41ZM58 75V76H57ZM72 75H73V77H72ZM78 75V76H77ZM82 75V76H81ZM124 77H123V76ZM129 75V76H128ZM155 75V76H154ZM168 75V76H167ZM174 77H172V76ZM175 75H176V79H175ZM178 75V76H177ZM247 75V76H246ZM44 76H45V79H44ZM62 76V77H61ZM67 76V77H66ZM68 76H69V78H68ZM91 76H93V77H91ZM103 76V77H102ZM117 78H116V77ZM122 76V77H121ZM126 76H128L130 79H129V83L130 84H132L133 86H134V88H135V90H136V92L139 94V95H144V93H146L147 92V86H151V85H153L154 83H156L158 80L160 81V79L162 78V80H163V78H165L166 80H168V81H170V83H172L173 85L175 84V86H176V89H177V93H176V101H177V103H176V101H175V107H179V109L177 108H175L176 109V111L174 110V114H173V120L175 119V118H177L176 120H177V123H181V124H184L185 126H184V130L181 132V130H176V131H174V127H172V126H174V124L176 123V120H175V123H173V120H171V119H168L167 117H165L164 115H161V114H159V113H155V111L157 110H155V107L153 106V105H151L150 106V109L151 110H146V113L144 114V116L143 117H141V119L140 120H135L136 121V123H135V121L132 119V118H129V117H127V118H122L119 114L121 113L120 111L122 110V107L118 104L117 105V107H116V104H117V102L115 101V100H117V99H115L116 98V96H114V98H112V97H110V98H108V100H106V101H104L103 99H102V93H103V91H105V90H109V88H111V86H114V87H112V88H117V87H119L120 88V92H124L125 91V84L122 82L123 80V78L126 80L127 78H126ZM171 76V77H170ZM182 77V78H180V77ZM184 76V77H183ZM214 76V77H213ZM232 76V77H231ZM233 76H235V77H233ZM237 76H239V77H237ZM241 76V77H240ZM37 77H40V78H37ZM53 77V78H52ZM59 77H60V79H61V81H60V79H59ZM75 77L76 78H79L78 80L77 79H75ZM121 77V78H120ZM147 77H149V79L147 78ZM155 77V78H154ZM160 77V78H159ZM197 79H196V78ZM201 77L202 78H204V79H201ZM217 77V78H216ZM244 77V78H243ZM249 77V78H248ZM12 78V79H11ZM32 78V77H31ZM37 78V79H36ZM46 78H49L50 80H48V79H46ZM57 79V81H56V79ZM90 78V79H89ZM167 78H169V79H167ZM173 78V79H172ZM183 78H184V80H183ZM247 78V79H246ZM44 79V80H43ZM63 79V80H62ZM74 79H75V81H74ZM157 79V80H156ZM191 79H192V82H191ZM194 79V80H193ZM196 79V80H195ZM199 79V80H198ZM205 79H208V82H207V80L205 81ZM210 79V80H209ZM212 79H214V80H212ZM240 79H241V81H240ZM243 79H246V81L244 80V81H242ZM68 80V81H67ZM82 80V81H81ZM100 80V81H99ZM102 80V81H101ZM118 80H119V82L121 81L122 83H123V85H121L122 83H119L118 82ZM124 80V81H125ZM147 80H149V81H147ZM152 80V81H151ZM175 80V81H174ZM176 80L178 81V82H176ZM198 80V81H197ZM237 80L238 81H240V86H239V82H237ZM38 81V82H37ZM40 81H42V82H40ZM47 81V82H46ZM67 81V82H66ZM80 81V82H79ZM84 81V82H83ZM88 81V82H87ZM104 81V82H103ZM127 81H128V79H127ZM140 81V82H139ZM194 81H196V82H199L200 84H201V86H200V84H198V83H196V82H194ZM203 81V82H202ZM209 81L211 82V83H209ZM214 81L215 82H217V83H215V84H213L214 83ZM218 81H220L221 82V84H222V86H223V84H225L223 87H225V88H222V86L220 87V82H219V84H218ZM248 81V82H247ZM10 82H12V81H10ZM48 82H51V83H48ZM61 82V83H60ZM97 82V83H96ZM99 82V83H98ZM110 82V83H109ZM136 82V83H135ZM184 82V83H183ZM188 82V83H187ZM4 83V84H3ZM40 83V84H39ZM63 83V84H62ZM68 83V85H66ZM72 83H75V85H76V83H77V86H76V88H75V85L74 84H72ZM80 83V84H79ZM89 85H88V84ZM102 84V85H100V86H97V85H99V84ZM114 83H117V84H114ZM181 83V84H180ZM237 83H238V85H237ZM243 83V84H242ZM249 83H250V85H249ZM41 84H43L42 86H41ZM108 84V85H107ZM110 84V85H109ZM148 84V85H147ZM178 84H179V86H178ZM198 84V85H197ZM247 84V85H246ZM45 85V86H44ZM54 87H53V86ZM73 85V86H72ZM83 85V86H82ZM87 85H88V87H87ZM117 85V86H116ZM137 85H138V87H137ZM191 85H196L195 87L196 88H194V86H192L191 87ZM217 85V86H216ZM1 86L4 88V90H5V92L4 91H2V88H1ZM46 86L48 87V88H46ZM70 86H71V89H70ZM82 88H81V87ZM91 86V87H90ZM94 86V87H93ZM143 86H144V88H143ZM182 86V87H181ZM229 86V87H228ZM236 86H238V87H236ZM254 86V87H253ZM258 86H259V88H258ZM261 86V87H260ZM13 87V88H12ZM41 87V88H40ZM50 87V88H49ZM55 88V90L53 89V88ZM60 87V88H59ZM73 87V88H72ZM123 87V88H122ZM191 87V88H190ZM198 87H200V88H198ZM241 87V88H240ZM256 87V88H255ZM7 88H8V92L6 91L7 90ZM12 88V89H11ZM18 90H16V89ZM44 88H46V89H43ZM53 89V92H52V89ZM62 88V89H61ZM118 88V89H119ZM125 88V89H124ZM194 88V89H193ZM198 88V89H197ZM10 89V90H9ZM14 89V90H13ZM50 89H51V91H50ZM58 89V90H57ZM65 89V90H64ZM69 91H68V90ZM78 89H79V93H78ZM139 89V90H138ZM141 89H144L143 91L141 90ZM183 89V90H182ZM194 90V92L192 91V94H191V90ZM223 89V90H222ZM252 89H254V91L252 90ZM15 90H16V92H15ZM23 91V92H25V93H22L21 91ZM43 90V91H42ZM46 90V91H45ZM67 90V91H66ZM74 90V91H73ZM81 90V91H80ZM92 90H93V92H92ZM178 90H179V92H178ZM184 90H185V92H184ZM198 90H199V92H198ZM240 90V91H239ZM242 90V91H241ZM11 91V92H10ZM13 91V92H12ZM27 91V92H26ZM63 91V92H62ZM70 91H72V94H71V92ZM86 91V92H85ZM99 91H100V93H99ZM180 91H182V92H180ZM188 91H189V93H188ZM230 91V92H229ZM239 91V92H238ZM256 91L258 92V93H256ZM1 92H3V94L1 93ZM11 93V94H8V93ZM21 93V95H18V94H20ZM52 94H51V93ZM65 92H66V94H65ZM69 92V93H68ZM198 92V95L196 94ZM5 93V94H4ZM14 93V94H13ZM17 93V94H16ZM28 93H30V94H28ZM35 93L37 94H39V95H36L35 96ZM43 93V95H42V97L40 96L41 94ZM56 93H57V95H56ZM74 93H75V95H74ZM93 93V94H92ZM141 93H143V94H141ZM181 93H184V94H182L181 95ZM190 94V95H192L191 97H193V98H191V99H193V100H191L190 99V101L188 100V97L186 98V96L188 95V94ZM200 93H202L201 95H200ZM6 94H7V96H9V97H6ZM22 94H25V98H23L24 97V95H22ZM26 94H28V96H26ZM63 94H65V95H67V97H68V99H65V98H67L65 95H63ZM68 94H70V95H68ZM100 96H99V95ZM238 94H239V96H238ZM244 94V95H243ZM5 95V96H4ZM62 95V96H61ZM77 95V96H76ZM182 97H181V96ZM184 95V96H183ZM186 95V96H185ZM190 95H188V96H190ZM200 95V96H199ZM254 95V96H253ZM96 96V97H95ZM111 96V95H110ZM247 96H249V101L247 100ZM250 96H251V98H252V96L254 97V98H250ZM17 97V98H16ZM26 97H31V98H26ZM41 98L42 99V101H41V99L39 100L38 98ZM60 97V98H59ZM73 97V98H72ZM77 97V98H76ZM239 97V98H238ZM20 98V100H17V99H19ZM96 98H99V99H96ZM154 99H157L156 97H153ZM200 98V99H199ZM27 99H31V100H29L28 102L31 104H28V102H27ZM37 99V100H36ZM115 99V100H114ZM196 99H197V102H195L196 101ZM24 100V101H23ZM36 102H35V101ZM184 100H186L187 102H188V104H187V102L186 101H184ZM195 100V101H194ZM252 102H251V101ZM3 101V102H2ZM17 101H18V103L20 102V101H22V102H26V104H28L27 106H31V107H25L23 104H20L19 103V105H20V107H19V105H17ZM37 101H39L38 103H37ZM108 101V102H107ZM156 101V100H155ZM21 102V103H22ZM34 103V104H32V103ZM111 104H110V103ZM181 102V103H180ZM190 102H192L193 104H191ZM37 103V104H36ZM40 103H43V105L42 104H40ZM83 104H84V101L82 102ZM115 103V104H114ZM199 103V104H198ZM25 104V105H26ZM38 104H40L39 105V107L38 106H32V105H38ZM100 104V105H99ZM178 104V105H177ZM180 104V105H179ZM194 104H196L195 106H194ZM199 106H198V105ZM107 105H108V107H107ZM184 105V106H183ZM191 105H192V107H191ZM15 108H14V107ZM100 106V107H99ZM104 106V107H103ZM181 106H183V108L181 107ZM188 106H189V108H188ZM198 106V107H197ZM8 107H9V105H8ZM98 107V108H97ZM102 107V108H101ZM109 108V109H107V108ZM114 107V108H113ZM3 108H4V111L3 112H1L2 110H3ZM14 108V109H13ZM24 108H26L25 110H23ZM32 108V109H31ZM34 108V109H33ZM35 108H36V110H35ZM68 107H64L63 109H62V111H64V113L66 114L65 116H67V117H65L64 116V114H63V112H61L62 114V118H69V115H70V109L68 110L67 109ZM113 108V109H112ZM116 108V109H115ZM121 108V109H120ZM187 108V109H186ZM197 108H198V110H197ZM219 108H221V109H219ZM20 111H19V110ZM99 109H101V110H99ZM110 109H112V110H114V112L116 111V116H115V113L113 114L111 111H109ZM152 109H154L153 111H152ZM184 109V110H183ZM189 109V110H188ZM8 110V111H7ZM14 110V111H13ZM18 110V111H17ZM27 110V111H26ZM65 110H66V112H65ZM106 110L108 111V113L106 112ZM119 110V111H118ZM180 110V111H179ZM195 110V111H194ZM11 111V112H10ZM12 111H13V113L14 114H11L12 113ZM25 111V112H24ZM98 111H100V112H98ZM102 111V112H101ZM189 111V112H188ZM197 111V112H196ZM21 112V113H20ZM23 112H24V114H23ZM27 112V113H26ZM32 112H36V113H32ZM43 112V113H42ZM114 115V117H116L115 118V120L113 119L114 117H112V115H111V113ZM175 112H176V114H175ZM11 114V116H9V114ZM16 113V114H15ZM26 113V114H25ZM28 113H30V114H28ZM40 113V114H39ZM42 113V114H41ZM68 113V114H67ZM101 113V115L100 116H102V114H103V117L101 118V119H99L98 118V116H99V114ZM148 113V114H147ZM179 113V114H178ZM3 114H5V115H3ZM20 114H22V115H20ZM43 114H46V115H43ZM17 115V116H16ZM27 115V116H26ZM35 115V116H34ZM40 115V116H39ZM41 115H43V116H41ZM109 115H111L109 118L107 117V116H109ZM175 115V116H174ZM182 115H184V117L182 116ZM191 115V116H190ZM222 117H221V116ZM22 118H21V117ZM99 116V117H100ZM163 118H162V117ZM177 116H179V117H177ZM3 117V118H2ZM8 117H10V118H8ZM24 117V118H23ZM33 117V118H32ZM37 117H39V118H37ZM41 117H43V118H41ZM117 117H118V120H117ZM188 117V118H187ZM227 117V118H226ZM8 118V119H7ZM17 118H20V120L19 119H17ZM30 118H32L31 119V121H32V123H31V121H30ZM108 118V120H107V123L108 124H106V121H104V120H106ZM166 118L168 119V120H166ZM7 119V120H6ZM26 119V120H25ZM27 119H29V120H27ZM36 119H37V121H36ZM43 119V120H42ZM104 119V120H103ZM123 119V120H122ZM125 119V120H124ZM132 119V120H131ZM163 119H165V120H163ZM227 119V120H226ZM14 121V123H12V121ZM45 120H46V123H45ZM103 120V121H102ZM128 120V121H127ZM162 120V121H161ZM184 120V121H183ZM228 121V124L226 123V121ZM9 121H11V123H9ZM16 121H17V124H16ZM18 121H20V123H18ZM43 121H44V124H43ZM114 121H115V123L118 125H116L115 123H114ZM160 121H161V123H160ZM222 121H223V123H222ZM110 123V124H109ZM118 123H121V125L119 126V124ZM125 123V124H124ZM130 123H131V125H130ZM135 125H134V124ZM172 124V126L171 125H169V124ZM235 123H236V125H235ZM4 124V125H3ZM14 124V125H13ZM39 124H41V125H44L45 127H47V126H50L51 127V130H47L45 127H43V126H41V125H39ZM113 124V125H112ZM137 124V125H136ZM164 124V125H163ZM168 124V125H167ZM241 124V125H240ZM2 125V126H1ZM39 125V126H38ZM47 125V126H46ZM112 125V126H111ZM129 125V126H128ZM194 125H195V127H194ZM199 125V126H198ZM202 125V124H201ZM37 126H38V128H37ZM170 127V129H172V130H170L169 129V127ZM192 126V127H191ZM216 126H217V128L219 127V130L216 128ZM237 126V127H236ZM43 127V128H42ZM116 127H119V128H122V130L120 129L119 130V128H118V131H117V128ZM172 127V128H171ZM17 128H18V126H17ZM39 128H41V131L40 132H38V130H40ZM47 128H49V127H47ZM102 128V129H101ZM108 128V129H107ZM111 128V129H110ZM133 128V129H132ZM168 130H167V129ZM174 128V129H173ZM193 128V129H192ZM195 128H197V129H195ZM215 128H216V130H215ZM0 129V130H1ZM46 129V130H45ZM50 129V128H49ZM190 129H192L193 131H191ZM108 130V131H107ZM115 130V131H114ZM123 130H124V132H123ZM129 130V131H128ZM170 130V131H169ZM2 131H0V132H2ZM126 131H128V133L126 132ZM130 131H132V132H130ZM169 131V132H168ZM173 131V132H172ZM184 131H185V133H184ZM188 131V132H187ZM214 133H216L217 132V134H214ZM36 132V133H35ZM42 132V133H41ZM113 134H112V133ZM121 132H123V136L122 135H120L121 134ZM174 132H176V135L174 134ZM178 132V133H177ZM181 133V135H180V133ZM187 132V133H186ZM45 133H47V135H45ZM131 133L132 134H134V135H131ZM172 133V134H171ZM49 134V135H48ZM185 134V135H184ZM186 134H187V136L188 135H191L190 137H191V139L190 140H188V142H189V144L187 143V140L185 139L186 137ZM1 133H0V137H1ZM46 136V138L44 139L43 137H45ZM53 135V136H52ZM117 135V136H116ZM129 135V136H128ZM131 135V136H130ZM178 135H180L179 137H178ZM184 135V136H183ZM215 137H214V136ZM4 136V135H3ZM43 136V137H42ZM48 136V137H47ZM122 136V137H121ZM157 136L159 137V136H161V137H163V138H160L161 140H158L157 139ZM198 136V135H197ZM10 138V136L8 135V136H4V138L7 140V142H8V140H9V138ZM50 137V138H49ZM127 137H130V138H127ZM136 137H137V139H139V141L136 139ZM174 137V138H173ZM44 139V141H43V139ZM132 138V139H131ZM180 138H182V139H184L183 141L180 139ZM223 138H224V140H223ZM12 140H10V142L11 143H13L12 141H13V138H11ZM39 139V140H40ZM48 139H53V140H48ZM130 139L132 140V141H130ZM157 139V140H156ZM174 139H175V141H174ZM214 139V140H213ZM220 139V140H219ZM0 140H2V138H0ZM40 140V141H41ZM136 141V142H134L133 143V141ZM179 140H181V141H179ZM217 140H219L220 141V143H219V141H217ZM52 141H53V144H52ZM167 141V142H166ZM200 141V142H199ZM215 141V142H214ZM222 141V142H221ZM14 142H16V140L14 141ZM47 142H49V143H47ZM131 142V143H130ZM161 142L162 143H164V144H162V146H160L161 145ZM181 142H184L183 143V145H182V143ZM191 142V143H190ZM199 142V143H198ZM244 142V143H243ZM176 143H173V144H175L176 145ZM187 143V144H186ZM198 143V144H197ZM135 144V145H134ZM192 144V145H191ZM194 144V145H193ZM240 145V147H239V145ZM259 144V145H258ZM187 145V146H186ZM189 145V146H188ZM195 145H198V146H200V148L197 146V147H194ZM257 145V146H256ZM1 146V145H0ZM180 146H178L179 148H181ZM193 146V147H192ZM55 147H56V149H55ZM153 147H157V148H154V150H153V152H158L157 154L156 153H154V154H152V149H153ZM164 147H165V149H164ZM186 147H187V149H186ZM192 147V148H191ZM237 147H238V149H237ZM162 148V149H161ZM196 148V150H194ZM198 148V149H197ZM240 148H242V149H240ZM2 149V148H1ZM185 149V150H184ZM192 149L194 150V151H192ZM222 149V148H221ZM55 150L57 151V152H55ZM92 151V149L89 147V148H85V149H82V150H79L78 151V154L80 153V155L81 156H84V154H85V156H86V154H87V157H88V155H89V157H90V155L92 156V154H93V157L95 156L94 155V153H92L91 151ZM142 150H144V148L142 149ZM241 150V151H240ZM85 151H87V153L85 152ZM89 151V152H88ZM159 151L160 152H163L164 151V155H163V153H159ZM189 151V152H188ZM0 152H2V153H0V167H2V169H0V171H4V172H2V174H1V172H0V191H1V193H0V216H1V218H2V220H1V218H0V223H1V221H3L1 224H0V227H3L5 224L4 223H9V221H11V219L12 218H14V219H12V220H15L16 218H18L19 217V208H20V206H18L17 204H13L10 208L8 207V205H7V203H8V198H9V195H8V190L10 189V188H14V186H16V173H18V171L20 172L21 171V169H19L18 170V168H20V166H19V164L17 165V166H19V167H15L16 166V163H14V161H12V162H10L11 160L10 159H7V158H5L6 157V152L4 153V151L2 150H0ZM67 152V153H66ZM101 152V154L103 155H100V153H98L99 154V156H100V158H102L103 159V164L105 163H108L109 162V164L107 165V167L105 166V168H102L101 169V171H100V173H97V176H98V179H99V181H104V180H106L107 179V177L108 176H110V174L112 173V171H113V169L112 168H114L115 166H118V164H119V167H121V166H123V167H127L128 165H129V156L128 155H126V153H118V155H117V153H115V152H113L112 150H108V149H105L104 150V154H103V151H100ZM198 152V153H197ZM3 153H4V155H3ZM60 153L61 155H59V157H57L58 156V154ZM62 153L64 154V158H61L60 156H62L63 157V155H62ZM83 153V154H82ZM188 153H189V156L191 157H189L188 156ZM195 153H196V155L197 156H195ZM204 153V154H203ZM125 154V155H124ZM156 154V155H155ZM160 154V155H159ZM191 154H193L192 156H191ZM200 154V155H199ZM113 155V156H112ZM123 155H124V157H123ZM153 155H155V156H153ZM5 156V157H4ZM56 156V157H55ZM84 156V157H85ZM126 156V157H125ZM161 158H160V157ZM186 156H187V158H186ZM196 157V158H194V157ZM239 157V158H237V157ZM104 157V158H103ZM109 157V158H108ZM121 157H123V159L121 158ZM158 157V161H156L157 159L156 158ZM206 159H205V158ZM240 157H243V159L242 160H240ZM3 158V159H2ZM61 158V159H60ZM114 158V159H113ZM118 158L119 160H116V159ZM190 160H192V161H190ZM194 158V159H193ZM202 158V159H201ZM7 159V160H6ZM249 159V160H248ZM9 160V161H8ZM110 160V161H109ZM209 160V159H208ZM105 161V162H104ZM107 161V162H106ZM112 161V162H111ZM117 161L119 162V163H117ZM185 161V162H184ZM195 161V162H194ZM200 161V162H199ZM236 161V162H235ZM244 161V162H243ZM8 162H10L9 164L10 165H12L11 163H13V165L12 166H10L9 164H8ZM65 162V163H64ZM66 162H68V163H66ZM124 162V163H123ZM197 162H199V164L197 163ZM238 162H239V164H238ZM241 162V163H240ZM4 163V164H3ZM61 163V164H60ZM191 163H192V165L194 166L195 164V166L193 167L192 165H191ZM203 165H201V164ZM236 163H237V166H236ZM7 164V165H6ZM113 164V165H112ZM117 164V165H116ZM189 164V166L191 165V167H188L187 165ZM2 165V166H1ZM4 165H6V167L4 166ZM8 165H9V167H8ZM64 165V166H63ZM67 165H70L69 167L67 166ZM121 165V166H120ZM235 165V166H234ZM114 166V167H113ZM163 166V165H162ZM197 166L199 167L197 170H196V168H197ZM203 168H202V167ZM240 166V167H239ZM13 167H15V171H14V168ZM68 167V168H67ZM193 167V169L191 170V168ZM106 168H107V170H108V172H107V170H106ZM9 169H11V170H9ZM16 169H17V172H16ZM64 169V170H63ZM67 169V170H66ZM70 169V170H69ZM201 171H200V170ZM203 169H204V171H203ZM71 170L74 172V174L77 172V174H72L73 172H71ZM112 170V171H111ZM207 170V171H206ZM69 171V172H68ZM262 171H264V167H263V169H262ZM5 172H7L8 174L6 175L5 174ZM36 172H38L37 170H36ZM67 172V173H66ZM236 172V173H235ZM15 173V174H14ZM69 173V174H68ZM206 173H207V175H206ZM4 174L6 175V177H4ZM11 174V175H10ZM63 174V173H62ZM69 176H68V175ZM70 174H72V175H70ZM239 174H241V175H239ZM1 175H3V177L1 178ZM9 175V176H8ZM66 176H68V178L66 177ZM73 178H72V177ZM105 176V177H104ZM237 177V178H235V177ZM240 176V177H239ZM13 177V178H12ZM71 177V179H69ZM75 177H77V178H75ZM104 179H103V178ZM5 178H7V180L5 179ZM66 178H67V180H66ZM217 178V177H216ZM14 180V182H13V180ZM75 179V180H74ZM77 179V180H76ZM80 179H82V180H80ZM6 180V181H5ZM11 180H12V182L14 183H12L11 182ZM73 180V181H72ZM7 181H8V185H7ZM68 181V182H67ZM80 181V182H79ZM217 181L219 182L220 181V179H219V177L217 178ZM74 182V183H73ZM87 182V183H86ZM218 182H216L217 183V185H218V187H219V190H220V188L222 187V189H223V187L224 186H222V181H220V183H218ZM1 183H2V185H1ZM66 183V185L63 187V185ZM244 183V184H243ZM9 184H10V186H9ZM12 184V185H11ZM70 184V185H69ZM5 186V188H1V187H4ZM77 185V186H76ZM79 185V186H78ZM67 186V187H66ZM7 187L9 188L8 190H7ZM170 186H165L164 188H163V190L161 191V196H163V197H161L163 200H171L172 198H173V195H174V192H172L173 190L171 189V187L169 188ZM2 189V190H1ZM164 189H167L166 191L164 190ZM220 190V191H223V190ZM170 190V191H169ZM91 192H90V194H93V195H91V198L93 199L94 198V196H96L95 195V193H94V191H93V188L90 190ZM163 192H165V194L163 193ZM1 195H3V196H1ZM41 197H46L45 196V194L44 193H41ZM166 196V197H165ZM2 197V198H1ZM96 198V197H95ZM94 198V199H95ZM169 198V199H168ZM7 199V200H6ZM253 203H254V205H253ZM253 205L254 207L251 209L250 208V205ZM252 205H251V207H252ZM14 206V208H12ZM17 206V207H16ZM2 207V208H1ZM17 208V209H16ZM14 210V211H13ZM258 210V211H257ZM15 213V214H14ZM17 213V214H16ZM6 214V215H5ZM15 216V217H14ZM261 216V217H260ZM6 217V218H5ZM11 217V218H10ZM243 219H241V218ZM246 217V216H245ZM259 220H257V219ZM261 218V219H260ZM5 219H8V220H5ZM5 220V221H4ZM256 220V221H255ZM253 221V222H252ZM250 222V223H249ZM257 222V224H255ZM261 222V225L259 224ZM246 223V224H245ZM249 223V224H248ZM254 223V225L256 226V228L255 229H253L252 227H254V225L252 226V224ZM3 224V226H1ZM211 225V226H210ZM213 225H220V221H216L215 223H213V222H210L209 221V224L207 223V226L208 227H212ZM259 225L261 226L260 227V229H259ZM5 227V226H4ZM247 228H248V230H247ZM259 229V230H258ZM255 231H257V233H258V235L256 234V232ZM37 233H38V235H40V236H42V235H44V234H42L43 232L42 231H40V230H38L37 231ZM250 233H251V235H253V236H250ZM42 234V235H41ZM259 238V239H258ZM227 242V245L228 246H231V241H229V240H227L226 241ZM222 256H223V258H222ZM221 257V258H220ZM219 258H220V261H225L224 259H225V256L223 255V254H221V255H219Z\"/></svg>",
    "mask_w": 264,
    "mask_h": 264
},
{
    "label": "clouds",
    "instance_id": "clouds-1",
    "mask_svg": "<svg viewBox=\"0 0 264 264\" xmlns=\"http://www.w3.org/2000/svg\"><path fill=\"white\" fill-rule=\"evenodd\" d=\"M259 9H242L232 13L230 22L243 23L245 26L253 27L258 25L261 37H264V0H259ZM255 33L249 31V37ZM259 102L261 110L258 114L249 113L247 122L239 129V139L241 141L248 140L257 122L261 129L262 139L260 142V155L264 161V88L259 91ZM262 180H264V171H262ZM260 211L262 214V231L261 239L264 243V198H262ZM10 256V259H5ZM0 264H43L41 261L30 258L28 249L23 243V240L18 235H10L3 229H0Z\"/></svg>",
    "mask_w": 264,
    "mask_h": 264
}]
</instances>
